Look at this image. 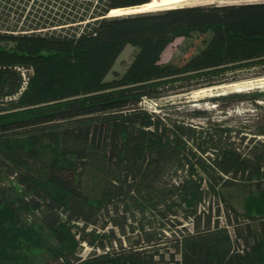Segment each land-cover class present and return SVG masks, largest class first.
Here are the masks:
<instances>
[{
	"label": "trees",
	"instance_id": "16d2710c",
	"mask_svg": "<svg viewBox=\"0 0 264 264\" xmlns=\"http://www.w3.org/2000/svg\"><path fill=\"white\" fill-rule=\"evenodd\" d=\"M12 1L0 0V264H264V90L211 98L223 115L256 109L237 118L141 104L264 76V1L115 15L152 0ZM178 37L183 54L162 62ZM238 185L244 209L224 192ZM25 246L48 256L19 260Z\"/></svg>",
	"mask_w": 264,
	"mask_h": 264
},
{
	"label": "rangeland",
	"instance_id": "374dc122",
	"mask_svg": "<svg viewBox=\"0 0 264 264\" xmlns=\"http://www.w3.org/2000/svg\"><path fill=\"white\" fill-rule=\"evenodd\" d=\"M260 1H264V0H191L190 3L191 5H193V4H227V3L260 2ZM25 3H26L25 0H16L14 2L13 1L10 2L11 5L21 4L22 6L29 7V3H26V5ZM184 44H185V40L183 37L176 38L164 50L162 54V62H167L173 59H177L179 56H181L183 54L181 47ZM133 53H134V46L133 45L126 46V48L123 50V52L120 54L119 58L117 59L113 67V70L109 73L108 78L113 77L116 72H122L126 68L127 64L130 62ZM254 73H255V69L245 70L242 74L244 76L250 75L249 77L241 78L240 80L229 83L232 84L235 82L258 80L264 78V76H259V77L253 76ZM229 83L200 87L186 92H174L161 98L158 101H154L151 99H144L141 104L142 106H144L149 110H158L159 105L176 106V109H180V110H187V108H192V107H203L208 109H214L216 111L214 117L217 118H225V117L237 118L238 116L245 115L247 113H255L256 109L249 103V101H241L235 105L226 107L228 111L227 115L222 114V110L219 109L220 107L215 102L211 101L212 97L221 94L224 95L230 92H242V91L247 92L256 89L264 90V87L254 88L250 90H241V91L235 90L226 93H220L216 90V88ZM224 192L229 198V200L232 201L237 207L241 209H244L249 202L250 195H249V190L246 187H243L241 185L229 187V188H225ZM223 219L224 218L222 217L221 220ZM222 223H224V221H222ZM188 225H190V223H188ZM25 248L26 249H23L22 251L24 256L22 257V259L19 260H35L37 262L38 260H40L43 262L45 258L48 256L46 253L41 252L37 248L33 247V249H28L26 246ZM91 251L92 248L89 245L83 244L80 251V255L85 257L89 255Z\"/></svg>",
	"mask_w": 264,
	"mask_h": 264
},
{
	"label": "bare ground",
	"instance_id": "6f19581e",
	"mask_svg": "<svg viewBox=\"0 0 264 264\" xmlns=\"http://www.w3.org/2000/svg\"><path fill=\"white\" fill-rule=\"evenodd\" d=\"M191 0H152L151 2L137 5L133 7H127V8H116L113 9L110 14H124L127 12H137V11H146V10H153L158 7H167V6H178L182 4H191ZM193 4V3H192ZM264 87V78L258 79V80H248L243 82H235L232 84H225L222 85L216 90L220 93H226L229 91H241V90H250L254 88H262Z\"/></svg>",
	"mask_w": 264,
	"mask_h": 264
},
{
	"label": "water",
	"instance_id": "95a60500",
	"mask_svg": "<svg viewBox=\"0 0 264 264\" xmlns=\"http://www.w3.org/2000/svg\"><path fill=\"white\" fill-rule=\"evenodd\" d=\"M171 7H176V6L158 7V8L153 9V10H160V9L171 8ZM153 10H146V11H153ZM137 12H143V11H137ZM132 13H136V12H132ZM125 14H130V13H125ZM108 15H110V14H108Z\"/></svg>",
	"mask_w": 264,
	"mask_h": 264
}]
</instances>
